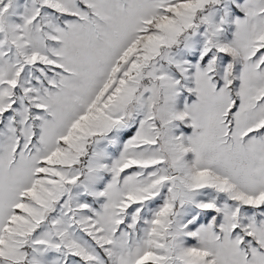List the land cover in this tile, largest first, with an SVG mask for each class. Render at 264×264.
I'll list each match as a JSON object with an SVG mask.
<instances>
[{"label":"snow or ice","instance_id":"snow-or-ice-1","mask_svg":"<svg viewBox=\"0 0 264 264\" xmlns=\"http://www.w3.org/2000/svg\"><path fill=\"white\" fill-rule=\"evenodd\" d=\"M0 264H264V0H0Z\"/></svg>","mask_w":264,"mask_h":264}]
</instances>
